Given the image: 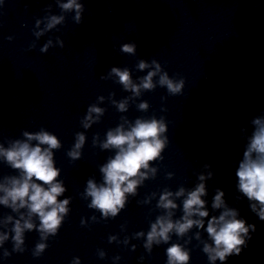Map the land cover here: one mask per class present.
Instances as JSON below:
<instances>
[{
  "label": "clouds",
  "instance_id": "clouds-1",
  "mask_svg": "<svg viewBox=\"0 0 264 264\" xmlns=\"http://www.w3.org/2000/svg\"><path fill=\"white\" fill-rule=\"evenodd\" d=\"M3 3L4 0H0V7ZM55 4L61 14H52V4L49 3L44 9L48 14L36 19L34 36L37 39L64 24L67 13H74L73 20L77 25L83 22L85 6L82 0H55ZM7 39L11 41L13 38L9 36ZM56 45L63 48L64 41L57 37L54 44L49 39L40 51L47 53L50 47ZM119 52L135 56L137 45L134 42L123 43ZM135 67L139 72L146 71V75L133 79L128 67L113 66L107 74L100 76L102 80L112 79L130 95L120 100L114 98V92L109 93L107 98L98 96L96 103L89 105L80 119V126L84 130L101 121L106 108L99 105L106 100L119 113H127L130 104L135 103L143 92L154 91L157 86L166 88L172 96L183 93L184 79L170 77L155 58L150 62L140 59ZM136 107L138 111L147 112L150 105L147 101H141ZM250 124V134L248 128L240 129L246 144L235 170V187L240 194L236 199L239 200L241 196L246 198L250 211L264 222V115L253 117ZM167 133L168 124L164 117L130 120L126 115H121L120 122L106 131L103 140L99 133L94 134L92 146L114 154L99 166L100 182L94 176L86 180L85 189L80 195L82 199L90 200L87 207L99 212L104 221L115 219L127 207L129 198L138 195L145 181L156 178L159 169L153 165L164 158L163 153L169 144ZM86 140L84 131L75 133L74 144L66 152L71 161L82 158ZM62 146L59 137L43 127L36 132L22 131V138L8 140L7 146L0 142V162L18 173L0 177V206L10 210V213L0 214V259H7L13 253L23 254L27 250L26 233L33 231L38 233L39 239L32 249V256L41 257L49 247V238L58 235L69 216L73 198L65 196L68 189L60 179L62 170L56 166L55 160V151ZM173 175L168 172L166 178L172 179ZM194 175L197 182L192 188L181 185L172 191L165 187L159 193L152 192L137 201L138 204L149 205L158 196L155 208L160 210V214L154 221H149L147 232L138 231L131 237L125 236L123 240L118 235H110L108 243L128 246L130 239L143 240L142 246L149 255L154 246L169 245L165 249V264H190L191 249L187 245L191 244L193 238L198 241V246L202 245L208 264H227L230 257L241 255L252 239L256 225L242 218L239 209L229 206L221 188L215 189L209 210L207 181L214 177L210 163L203 164L202 170ZM178 211L181 215L177 218ZM90 219L93 223L99 222L95 215ZM80 224L87 227L88 220L81 218ZM193 229H196L194 236L189 235ZM121 231H126V225H121ZM173 236L177 238L176 242H172ZM181 240L183 243L179 242ZM8 242L12 244L11 251L5 247ZM136 247L132 244L131 250L135 251ZM97 255L100 259L106 257L102 249L97 250ZM120 259L119 255L113 257L114 262ZM139 259L143 261L144 257ZM70 264H81V259L73 257Z\"/></svg>",
  "mask_w": 264,
  "mask_h": 264
}]
</instances>
